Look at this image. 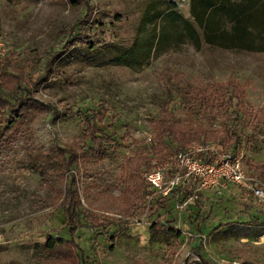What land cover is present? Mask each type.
Here are the masks:
<instances>
[{
    "label": "rangeland",
    "instance_id": "obj_1",
    "mask_svg": "<svg viewBox=\"0 0 264 264\" xmlns=\"http://www.w3.org/2000/svg\"><path fill=\"white\" fill-rule=\"evenodd\" d=\"M171 8L191 19L190 0H0V264H264V197L201 189L192 199L206 217L190 223L192 199L180 206L169 194L154 210L136 178L122 194L127 158L150 151L165 116L185 145L222 129L223 86L242 112L229 121L244 136L234 156L264 173V51L196 49ZM96 104L125 140L77 156L71 182L61 151L81 142L84 124L67 112Z\"/></svg>",
    "mask_w": 264,
    "mask_h": 264
},
{
    "label": "trees",
    "instance_id": "obj_2",
    "mask_svg": "<svg viewBox=\"0 0 264 264\" xmlns=\"http://www.w3.org/2000/svg\"><path fill=\"white\" fill-rule=\"evenodd\" d=\"M189 14L191 19H187L179 12L172 10V8L166 11L169 21L179 24L181 35L185 36L196 49L204 43L227 49L264 51V0H190ZM87 45L90 49L93 48V44L90 42ZM115 63H120V58L116 59ZM220 90L221 93L218 91L216 94L215 105L225 115L223 127L218 133L214 130L198 132L199 136L203 137L200 143H212L215 150L229 152L234 155L238 152L244 136L241 128L239 129L230 123L236 120L237 116L241 117L242 112L238 109V98L232 88L228 91V87L223 86ZM7 112L13 113L6 119V125L9 127L15 120V117H13L15 113L11 108ZM67 113L70 116L79 117L84 124V128L81 131V142L77 143L76 147L68 146L62 148L63 150L61 151L63 168L72 182L73 172L71 165L75 164L77 156L100 157L107 147L116 145L117 141L123 142L125 136L117 137L115 134L118 126L117 119L112 114H108V108L103 104H96L83 110L77 108L69 110ZM167 117L165 116L159 122L161 124H158L154 131L153 141L158 144V147L154 146L153 141L150 142V151L145 156L127 158L122 170V175H126V183L122 194L124 195L128 191L129 184L136 178L138 181L134 187L136 192L141 193V197L146 198L149 206L154 208V210L162 207L164 200L147 185L143 176L144 172L163 167L166 162L171 161L178 151L184 150L189 145H185V140L187 139H182L178 132L172 129L169 121L166 120L168 119ZM103 127H108L110 130L105 131ZM252 131L248 130L247 132L251 133ZM153 158L154 163L148 164V161ZM147 164V169L142 172L140 170L141 166ZM261 168L259 166L255 167V169H259V172L255 175L260 181L264 180V173L261 172ZM195 186V181L191 182L188 188L182 191L183 194L180 197H176L178 202H183L186 196L194 190ZM68 191L69 193L73 192L72 186L68 187ZM178 192L179 190L175 188L173 194H170L169 197L175 196ZM196 201V199H192L190 202L191 207L187 208L188 214L186 218L190 223L194 221L196 215H201L200 218L202 217V219L206 217L199 212ZM188 204L189 202H187ZM127 207H129V204H127ZM66 211H68V207ZM201 223L199 222L195 228L196 233L199 235H201ZM168 229L170 231L174 230L169 224ZM61 240L72 242L71 240L57 237V241ZM49 244L48 240L47 245ZM78 258V264H82L81 258L79 256Z\"/></svg>",
    "mask_w": 264,
    "mask_h": 264
},
{
    "label": "built area",
    "instance_id": "obj_3",
    "mask_svg": "<svg viewBox=\"0 0 264 264\" xmlns=\"http://www.w3.org/2000/svg\"><path fill=\"white\" fill-rule=\"evenodd\" d=\"M167 171V177L165 172ZM147 185L158 196L173 194L183 182L195 181L196 186L180 206L196 198L201 189L231 184L255 199L264 197V185L253 174L244 170L240 158L229 152H219L212 143H196L178 151L163 167L144 172ZM195 191V193H193ZM177 197V194L174 196Z\"/></svg>",
    "mask_w": 264,
    "mask_h": 264
}]
</instances>
